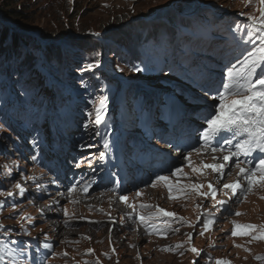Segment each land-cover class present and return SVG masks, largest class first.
Wrapping results in <instances>:
<instances>
[{
    "label": "rangeland",
    "instance_id": "obj_1",
    "mask_svg": "<svg viewBox=\"0 0 264 264\" xmlns=\"http://www.w3.org/2000/svg\"><path fill=\"white\" fill-rule=\"evenodd\" d=\"M261 7L259 0H0V26L10 34L0 50V190L15 193V198L0 197V202H7L0 223L13 230L15 239L28 244L24 255H19L23 264H215L218 259L264 264L257 259L264 256V239H259L264 233L231 235L235 224L264 225V186L257 183L246 197L241 191L236 196L228 190L218 191L216 199L226 201L223 208L213 207L210 197L177 190L190 184L203 185L202 192L208 191L209 184L222 188L208 178L212 169L204 168L215 164L206 156L214 154L210 148L183 152L175 165L183 168L182 174L169 177L168 184L174 186L171 192L164 182L152 187L155 176L142 178L121 192L129 196L128 203L137 206L133 212L117 202L126 220L112 216L111 205L104 209V203L99 205V213H108L99 219L87 205L77 206V199H60V189L51 187L59 179L46 158L59 137L68 139L69 149L73 146L72 153L82 154L80 158L98 155L104 149L103 125L100 135L93 134L94 126L85 132L82 125L94 111V102L99 106L106 98L109 144L120 145L124 162L143 174V150L158 153L156 134L168 129L166 120L174 104L182 109L187 100L198 99L201 80L210 74L222 79L226 67L242 62L255 46L242 41L251 29L247 17L259 18ZM89 64L98 66L88 70ZM118 96L131 114L119 125L116 121L122 111L114 106ZM85 143L99 149H81L79 145ZM189 152L191 167L184 159ZM28 177L43 181L34 184ZM16 182L26 189L22 197L14 187ZM110 187L95 192L106 191L116 201L121 193ZM144 188L137 197L136 192ZM40 190L46 194H37ZM12 204L18 207L13 209ZM141 204L153 207L140 209ZM157 207L175 216L148 221L156 225L150 231L138 214H154ZM46 208L50 214L57 213L59 223L50 220L55 219L52 215L40 213ZM237 212L241 215H234ZM104 217L108 218L107 238L66 234L78 233L88 225L98 231ZM208 219L215 222L204 228ZM128 224H132L131 231L124 228ZM114 225L124 231L112 240ZM156 229L166 235L156 234ZM126 237L132 240L122 243ZM0 239L6 238L0 234ZM45 243L52 247L45 249ZM193 247L198 253L191 251Z\"/></svg>",
    "mask_w": 264,
    "mask_h": 264
},
{
    "label": "snow or ice",
    "instance_id": "obj_2",
    "mask_svg": "<svg viewBox=\"0 0 264 264\" xmlns=\"http://www.w3.org/2000/svg\"><path fill=\"white\" fill-rule=\"evenodd\" d=\"M260 5L264 6V0H259ZM259 18L255 16H248L247 19L251 24V29L245 33L243 43L255 45L251 48L247 55L244 56L242 62L237 61L230 63L224 72L220 85L215 90H205V94L210 96V99L217 101L216 104L209 105L205 115L202 117V123L204 127L198 130V146L194 147V151L202 152L206 149H211L212 153H223V161L225 163L219 164H205L204 168H210L213 172L218 173L222 179L225 174V168L227 162H233V167L239 170L240 178L246 183L245 188L242 183L237 181L236 183H224L222 188L217 190L212 184H209L208 191L202 192L203 185L190 184L177 187L178 191L185 192L186 194L195 193L203 196L204 198H211L213 207L223 208L226 201L217 200V192L230 190L231 196H236L238 191H242L246 197L254 185L260 183L264 186V7L259 9ZM241 15H245L241 13ZM239 25L237 28L239 29ZM98 65L89 64L86 66L88 70H92ZM135 71H141L139 68H135ZM259 70V72H258ZM88 120L82 125L85 132L88 131L90 126H94L96 131L94 135H100V128L103 125L105 129V137L103 141L104 149L109 148L108 136H110V130L107 129L106 116H107V99L99 102V106L95 105L94 111L89 112ZM81 149H91L95 147L93 144H80ZM259 153V155H256ZM99 158L103 160L106 156L105 151H101ZM216 159V157H213ZM85 159L89 161L91 166V158L85 157L77 162V167L83 164ZM188 161L189 167H191V152L187 153L184 157ZM242 164L247 167H241ZM193 171L198 169L193 168ZM183 172L182 167H175L174 169H168L167 174H157L151 186L155 187L157 183L164 182L168 185V190H173V185L168 184L170 176H179ZM35 184V178L28 177ZM119 184V178L113 181ZM39 187V185H36ZM15 189L19 190V195L22 197L26 189L21 183L16 182L14 184ZM78 187V183H74L69 189V192H75ZM191 190L189 193L188 190ZM87 192L88 186L85 185L82 189ZM141 193L136 192V196L139 197ZM225 195H228L225 192ZM0 197L15 198V193L11 190H0ZM174 198V197H173ZM231 198V197H230ZM121 202L127 204V206L136 211V205L128 203L129 196L125 193H121L119 196ZM7 202H0V214ZM75 203V201H73ZM13 209L18 207V204H12ZM140 209H151L153 206L141 204ZM199 207V205H198ZM64 214L68 215L67 208L64 209ZM234 215H241L240 213H234ZM175 214L167 212L162 208L156 209L154 214L148 216L139 215L138 219L145 224V227L150 231L155 228V224H149L148 221L157 219L159 217H174ZM21 219H28L27 217H20ZM214 219H208L204 223L203 227L207 228L209 224L214 223ZM240 229L246 231L241 232ZM251 230V232L247 231ZM261 232L264 233V225H241L235 224V228L232 231V236L237 235H249L251 233ZM0 234L6 239H0V264H23L19 259V255H24L25 250L28 248V244L19 241L13 237L12 229H5L4 225L0 223ZM156 234L166 235L162 230L156 229ZM202 234V233H201ZM15 236H19V232H15ZM30 235V233H29ZM253 239L258 237L253 235ZM191 239V236H189ZM259 239H264V235H261ZM177 245L176 247H181ZM45 249H50L52 245L43 244ZM239 247V245H237ZM171 250V249H168ZM192 252L198 253V249L193 247ZM247 251V249H246ZM92 250H89L91 253ZM66 255V254H65ZM26 258V257H25ZM258 260H264V256H258ZM46 264V262H45ZM215 264H231L230 261L216 260Z\"/></svg>",
    "mask_w": 264,
    "mask_h": 264
},
{
    "label": "bare ground",
    "instance_id": "obj_3",
    "mask_svg": "<svg viewBox=\"0 0 264 264\" xmlns=\"http://www.w3.org/2000/svg\"><path fill=\"white\" fill-rule=\"evenodd\" d=\"M215 80L217 81V79H215ZM116 103H118V100H116ZM184 111L187 112L188 110L187 109H184ZM56 147L58 148V154L55 155L56 157H53V156H50L49 155L50 156V159H51L52 162H53V160L56 159V161H58L56 163V166H60V168L64 172H66L67 171L66 167L65 168H62L61 167L62 166L61 164H62V161H63L64 157L67 155V153H66L67 150L69 152V155L68 156L70 158H73L74 157L75 154H71L72 151H74L73 146H72V148L69 149L68 146H67V144H65V143H62V144H59V145L56 143ZM56 147H54V148H56ZM97 149H99V147H93L90 150L96 151ZM96 154H92L91 157H90L91 159H94L92 161L93 162V165H91V166H89V163L88 164L86 163V164H83V165L80 164L81 166L77 167V163H76V165H75L76 170H80V172H84V173H89V176L86 179L78 182V187L76 188V191L75 192H72V195H71L72 197L67 194L69 192V191H67L69 189V187L66 185V180L63 181L61 177L60 178L59 177L57 178L56 175H54L57 179H59V183L56 182V185H52L51 187L60 189V192H61V194L59 193L60 199H62V200H68V199L74 198V199H77L76 201H77V203H79V204H77V206L78 205L85 204L88 207H90V210L89 211L94 212L96 218H99L100 219L101 218L100 217L101 215L107 216V214H108L107 211H104L102 209H104L105 206H107V205H111L113 207V210L114 211L113 210L110 211V214L112 216L116 215L119 218L120 217H124V220H126L128 218L127 215H125L126 212L123 209L117 208V202L120 201L119 200V197H118V199L116 201H113V200H110L111 194H109V193L107 194L106 191L105 192H101V193L95 192L97 189L98 190H101V191H102V189H106V190L109 189L110 190V185L103 184V182L105 181V179L99 176V173H100L99 169H97L95 173H92L90 170H88L89 167L92 168V169H94V167L97 166V164L99 165L98 157H96L98 155H96ZM257 154L259 155V153H257ZM206 156L208 157V159L210 160V162H213L215 164L216 163L219 164V162L225 163L223 161V159H222L223 153L217 152V153H214L213 155L210 154V153H208ZM214 156L216 157V159L213 158ZM39 160L40 159H38V162H39ZM233 164H234V161L233 162H227L226 168H225V174H224V177L222 179L220 178V175L218 173H215L212 170H209L208 178L209 179H213L215 182H217L218 187H220L221 185L223 186L224 183H233V182H237V181H239L240 183H242L245 186L246 183L240 178V176L238 174L239 173V170L236 169V168H234L233 167ZM241 167H242V165H241ZM85 170H87V171H85ZM140 170H142V169H140ZM147 173H150V172L148 171ZM144 174H146V173H144ZM49 180H51V181H53L55 183V181L53 179H47L46 181H49ZM93 180H95L96 183L99 184V185H101L102 187L101 188L96 187L95 186L96 183H95L94 184V186H95L94 188H89V190L91 189L90 191L84 192L82 190L83 187L85 185H87V186L91 185L93 183ZM35 181H36V183H41L43 180L40 179L39 177H37L35 179ZM97 181H100V182H97ZM48 187H49V184H48ZM144 191H146V188H144L140 193H142ZM228 191H230V190H228ZM37 194H39V195H45L46 193L45 192H42L40 190ZM69 204L70 205H75L72 202H69ZM100 204H103V208L101 210L104 211V213H102V212L99 213L98 212V208H99V205ZM33 205L36 206L37 204H33ZM53 209L54 210H57V206L55 204L53 205ZM72 211L73 210H71V213H72ZM48 212H50V210L46 208V209H42L40 213L42 215H47V216L52 215V217L55 218V219H50V220H57V222H58V219H57L58 216L56 215L57 213L56 212H52V214H50ZM104 220H105V222L100 224V228H99L98 231L94 230V228H89V227H92V226L91 225H88L89 227L86 226L87 228L84 227V228H81L79 231H77L78 233H73L72 231L71 232L69 231V232H66V234H70L72 236H77V237H84L86 234H88V235L93 236V237H96V238H99V237H102V238L106 237L107 238V236L109 234V229L106 226L107 221H108V218L107 217H104ZM124 228L131 231L132 224L131 225L128 224V227H124ZM61 229H63V228H61ZM61 229L59 230V233L60 234L62 233V230ZM121 231L123 232L124 230H120V226L119 225H116V226L114 225L113 229L110 231V236L112 237V240L114 238H116V236ZM125 236H127V235L125 234ZM123 239L124 240H123L122 243H124V241H126L128 239L129 240H132V237L131 238L130 237H126V238H123ZM119 247L122 248V246H120V245H119Z\"/></svg>",
    "mask_w": 264,
    "mask_h": 264
},
{
    "label": "trees",
    "instance_id": "obj_4",
    "mask_svg": "<svg viewBox=\"0 0 264 264\" xmlns=\"http://www.w3.org/2000/svg\"><path fill=\"white\" fill-rule=\"evenodd\" d=\"M9 32L6 28H1L0 26V50L2 49V46L5 42V40L7 39V37H9Z\"/></svg>",
    "mask_w": 264,
    "mask_h": 264
},
{
    "label": "clouds",
    "instance_id": "obj_5",
    "mask_svg": "<svg viewBox=\"0 0 264 264\" xmlns=\"http://www.w3.org/2000/svg\"><path fill=\"white\" fill-rule=\"evenodd\" d=\"M92 141H93V140H92ZM78 153H79V152H78ZM173 153H174V152H173ZM180 157H181V156H180ZM180 157H179V158H180ZM105 185L113 186L114 191H115V189H117L116 186H115L114 184H110V183H109V184H105ZM93 187H95V186H93ZM93 187H92V188H93ZM96 187L101 188L102 186H101V185H96ZM110 189H111V187H110ZM102 190H106V189H102ZM126 190H127V189H126ZM117 191H118V190H117ZM119 193H121V192H119Z\"/></svg>",
    "mask_w": 264,
    "mask_h": 264
}]
</instances>
